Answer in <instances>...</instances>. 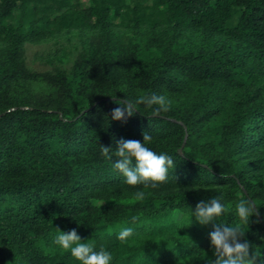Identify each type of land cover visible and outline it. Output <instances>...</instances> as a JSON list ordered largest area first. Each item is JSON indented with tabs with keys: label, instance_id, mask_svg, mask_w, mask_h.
<instances>
[{
	"label": "trees",
	"instance_id": "obj_1",
	"mask_svg": "<svg viewBox=\"0 0 264 264\" xmlns=\"http://www.w3.org/2000/svg\"><path fill=\"white\" fill-rule=\"evenodd\" d=\"M83 2L0 0V264H81L55 243L72 229L111 264H211L209 233L238 222L241 198L259 207L246 239L264 264V0ZM63 35L77 55L28 68L25 46ZM153 93L169 112L112 119L117 101ZM145 132L175 165L155 189L101 152ZM217 196L233 208L199 224L196 205Z\"/></svg>",
	"mask_w": 264,
	"mask_h": 264
},
{
	"label": "clouds",
	"instance_id": "obj_2",
	"mask_svg": "<svg viewBox=\"0 0 264 264\" xmlns=\"http://www.w3.org/2000/svg\"><path fill=\"white\" fill-rule=\"evenodd\" d=\"M120 105L112 111V119L125 121L138 111L137 105L143 104L152 109L153 116H159L162 112L171 110V100L165 95H141L133 102L128 99L117 101ZM143 143L139 140L121 139L118 141L117 149L114 151L107 146H101L103 156L112 160L113 154L117 159L113 167L125 178V183L130 186L143 185L144 188H157L166 183L169 178V169L175 167L171 156L166 153L157 154L148 147L152 137L148 132L143 134ZM135 162V163H133ZM136 200L145 198L144 191L134 193ZM233 208L232 203H225L220 196L213 197L208 201H200L193 212V217L201 225H208L219 217L227 214ZM235 214L238 222L228 226L227 224L214 225L213 231L209 233L214 259L211 264H257L261 257L259 251L254 250L253 245L246 239V229L252 217H260L259 207L254 201L239 199L234 204ZM136 217L132 221H136ZM259 222V220H257ZM134 230L130 227H122L117 238L126 242L133 237ZM55 243L63 250L69 251L71 256L81 264H111L112 254L104 249L96 251L91 242H82L81 236L75 229L68 232L59 230Z\"/></svg>",
	"mask_w": 264,
	"mask_h": 264
},
{
	"label": "rangeland",
	"instance_id": "obj_3",
	"mask_svg": "<svg viewBox=\"0 0 264 264\" xmlns=\"http://www.w3.org/2000/svg\"><path fill=\"white\" fill-rule=\"evenodd\" d=\"M80 47L78 36L63 35L42 44L25 46L24 60L28 68L36 72L52 71L54 67L61 66L58 62L60 55L66 52L73 57L80 52Z\"/></svg>",
	"mask_w": 264,
	"mask_h": 264
},
{
	"label": "water",
	"instance_id": "obj_4",
	"mask_svg": "<svg viewBox=\"0 0 264 264\" xmlns=\"http://www.w3.org/2000/svg\"><path fill=\"white\" fill-rule=\"evenodd\" d=\"M95 106H96V103L94 105H92V107H90L89 109H86L84 112H88L89 110L93 109ZM11 110H13V109H11ZM172 122L181 124L180 122H177L176 120H172ZM183 128L186 131V128L184 126H183ZM186 139H187V134L185 132V137H184L183 143H182L181 147L178 150L179 155H182V149H183V147L185 145Z\"/></svg>",
	"mask_w": 264,
	"mask_h": 264
}]
</instances>
